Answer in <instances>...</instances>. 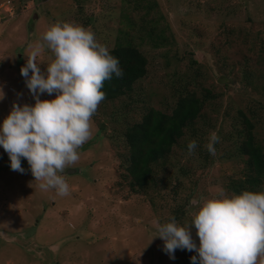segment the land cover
Here are the masks:
<instances>
[{
	"label": "rangeland",
	"instance_id": "374dc122",
	"mask_svg": "<svg viewBox=\"0 0 264 264\" xmlns=\"http://www.w3.org/2000/svg\"><path fill=\"white\" fill-rule=\"evenodd\" d=\"M57 22L91 30L108 49L138 46L147 73L128 95L98 106L92 138L72 167L77 170L63 174L66 197L39 189L26 159L25 173L13 171L0 146V264H192L196 252L177 249L171 259L164 242L152 240L155 225L170 222L182 205L177 223L184 226L203 198L221 190L232 196L225 177L240 167L239 111L254 114L264 146V0H0V124L13 102L34 105L20 69L28 45L42 43ZM54 58L45 46L37 57L42 72ZM187 91L205 98L197 133L186 130L158 167L165 184L130 191L120 165L127 153L124 128L149 107L169 113ZM213 131L220 137L215 156L205 147ZM192 140L197 147L189 155Z\"/></svg>",
	"mask_w": 264,
	"mask_h": 264
},
{
	"label": "clouds",
	"instance_id": "9594fccd",
	"mask_svg": "<svg viewBox=\"0 0 264 264\" xmlns=\"http://www.w3.org/2000/svg\"><path fill=\"white\" fill-rule=\"evenodd\" d=\"M41 40L28 45L30 52L20 69L35 103L13 102L0 124V146L13 171L25 173L21 160L26 159L39 189L66 197L70 185L63 174L78 163V150L92 138L91 121L105 99L104 82L124 73L118 58L80 25L57 22ZM45 46L55 58L42 72L37 57ZM45 93L55 94V98L40 99ZM3 98L0 89V100ZM219 141L217 133L211 132L205 147L213 156ZM196 147L195 140L188 143L189 155ZM155 227L152 240L160 238L171 259L180 249L198 254L191 257L192 264H264V191L228 197L221 190L217 197L203 198L191 213L190 223L180 226L171 217L170 222H157Z\"/></svg>",
	"mask_w": 264,
	"mask_h": 264
},
{
	"label": "trees",
	"instance_id": "16d2710c",
	"mask_svg": "<svg viewBox=\"0 0 264 264\" xmlns=\"http://www.w3.org/2000/svg\"><path fill=\"white\" fill-rule=\"evenodd\" d=\"M109 52L118 58L124 74L120 78L113 75L111 80L104 82L101 89L105 93L103 102L128 95L134 83L146 75L148 65L146 55L134 44H117ZM207 92L209 93L208 90ZM204 101L205 98L197 97L194 92L180 93L169 113L149 107L139 121L124 128L122 137L127 153L120 165L124 166L123 177L130 191L143 193L149 187L158 186L160 181L165 184V181L159 180L158 167L164 166L173 146L184 136L186 130L193 136L197 133L196 123L202 114ZM238 116L242 126V130L237 132L240 142L236 146L240 167L236 172L226 175L225 188L232 195H239L243 191H264V146L255 135V124L251 119L254 114L250 117L239 111ZM173 192L176 193V189ZM173 213L176 221H180L185 215L183 206L177 205ZM194 238L198 239L196 233ZM189 259L188 254L184 261L188 262Z\"/></svg>",
	"mask_w": 264,
	"mask_h": 264
},
{
	"label": "water",
	"instance_id": "95a60500",
	"mask_svg": "<svg viewBox=\"0 0 264 264\" xmlns=\"http://www.w3.org/2000/svg\"><path fill=\"white\" fill-rule=\"evenodd\" d=\"M76 170H77L76 168H69V169H68V172H69V173H73V172H75Z\"/></svg>",
	"mask_w": 264,
	"mask_h": 264
},
{
	"label": "built area",
	"instance_id": "2783aa9c",
	"mask_svg": "<svg viewBox=\"0 0 264 264\" xmlns=\"http://www.w3.org/2000/svg\"><path fill=\"white\" fill-rule=\"evenodd\" d=\"M9 9V8H8Z\"/></svg>",
	"mask_w": 264,
	"mask_h": 264
}]
</instances>
